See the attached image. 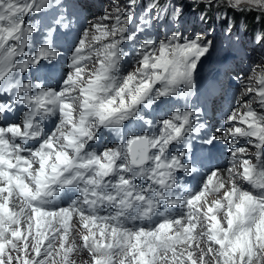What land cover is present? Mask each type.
I'll use <instances>...</instances> for the list:
<instances>
[{
    "label": "snow or ice",
    "instance_id": "snow-or-ice-1",
    "mask_svg": "<svg viewBox=\"0 0 264 264\" xmlns=\"http://www.w3.org/2000/svg\"><path fill=\"white\" fill-rule=\"evenodd\" d=\"M226 6L241 11L255 6L264 15V0H226ZM59 7L54 0H0V91L11 97L0 102V264H20L21 257L23 264H50V258L55 264V237L41 251L53 221L63 230L59 236L63 251L55 256L62 255L63 264H71L70 254L77 246L65 241L74 215L88 232L82 240L90 264H169L168 253L171 264H264V112L258 114L251 107L252 97L240 105L243 112L229 111L224 119L233 137L232 164L238 165L232 183L226 186L217 176L220 169H213L195 192L184 188L178 177L181 171L196 170L194 161H186L192 150L171 153L169 146L187 139L192 147L191 134L200 131L193 120H198L199 110H177L162 119L147 114L162 98L188 96L211 42L179 31L160 40L146 38L137 45L134 70L124 74L122 62L129 53L120 44L135 43L143 28L128 33L133 15L116 7L112 10L116 24L111 32L104 26L103 35L118 38L97 51L98 67L85 74L82 62L90 57L84 52L88 36L84 29L66 56V75L56 88L21 82L18 72L37 65V71L44 69L42 61L49 62L52 68L45 70L52 71V62L65 56L57 46L65 34L62 28L70 30L63 13L43 30L45 44L32 55L26 53L39 29L25 17L31 21L42 9ZM180 12L173 6V15ZM94 27L99 31L101 25ZM25 56L22 63L16 59ZM247 91L255 93L264 109V78L259 87ZM17 103L29 109L22 124L9 119ZM57 114L59 122L46 131L44 122ZM137 122L142 125L139 129ZM236 137L254 138L247 141L256 149L254 163L242 155L246 146L239 145ZM215 139L210 136L200 143L211 145ZM211 193L219 198L202 203ZM25 207L31 211L22 236ZM177 207L178 214L173 211ZM197 223L198 239L205 245L197 243L198 254L188 243ZM18 241H24L22 246ZM178 244H187L186 258L178 252ZM8 246L11 250L6 252Z\"/></svg>",
    "mask_w": 264,
    "mask_h": 264
},
{
    "label": "rangeland",
    "instance_id": "rangeland-1",
    "mask_svg": "<svg viewBox=\"0 0 264 264\" xmlns=\"http://www.w3.org/2000/svg\"><path fill=\"white\" fill-rule=\"evenodd\" d=\"M186 1L189 2V3L191 2V4H200V5L207 4V3H215L217 1H222V2L226 3V0H186ZM102 2L106 3V6H107L108 10L105 9V7H106L105 6L104 8H101V9L96 8V9H93L91 11L90 19H91V23L92 24L87 29L88 30V36L86 38V43H85V47L92 46L94 48V50L92 51V55H93V59L97 58V60H98V56H97L96 53H97L98 50L101 49V46H103L106 43H109L110 41H112L113 39L118 37V36L117 37H113V36L109 35L107 38H105V41H104V39L103 40L99 39L98 41H94L92 39L93 36H99L100 38L102 36L104 37V35H103L104 26H106L108 31L111 32V29H112L113 25L116 24V19H115L116 13L113 12L112 10L114 8H116V7H119L121 9V11L132 12L133 10L138 8V6H139V3H137L136 5H134V4L131 5L128 0H103ZM141 3H142V1H141ZM178 4H179V1L175 3V7L179 8L181 10L182 6H177ZM170 9H172V11H173V7H171ZM252 10H255V11L259 12L258 10L255 9V6H252ZM188 11H192V9L190 8ZM180 13H182V12H180ZM105 15L110 16V19L102 20L101 17H104ZM176 19H177V21H181L183 23V25H184L186 20H193V18H191V15L186 13V11H184L183 14H179V16H176ZM129 23H128V25H129ZM95 25H101V28H100L99 31L94 27ZM128 25H127V27H128ZM122 26H123V24H122ZM210 26H211V24L206 23V21H204L201 18H198V20H194V24H193L192 28L195 29L198 32V33H194V36H197L200 33L201 34L200 37H202V39L205 42H211V44L212 43L215 44V39L216 38L219 39V34L225 28H222V26H219V27L216 26V28L213 30V28L210 29ZM208 27H209V29H208ZM184 30H185V28H184ZM186 34H187V32H186ZM245 39L247 40L248 38H245ZM100 41H104V43L101 44ZM97 44H99L101 46L100 47H96ZM253 46L255 48V45H253ZM258 49L260 50V52L262 51L261 48H255L254 49L255 52L253 53V56H254L253 60L256 63V68L253 71L252 75L255 77V79H257L259 81L260 80V76H262L263 73H264V70L262 69V66H263L262 63L264 61L259 56ZM93 67H98L97 61L91 66H85V74L87 75V73L91 69H93ZM134 67L135 66L131 67V69L128 70L127 72L133 71ZM249 87L253 88V85L247 86V88H249ZM246 98H247V95H244L241 98V100L244 101V100H246ZM239 102H240V99H238L237 102L234 103V106H235L234 109H236L237 112H243L244 107H241ZM233 123H237V122H233ZM136 127H137V129H139L140 127H142V125H140L139 122H137L136 123ZM228 133H230V132L226 131V134H220V135L213 134V135L215 136L216 139H222L224 137H227ZM247 146H246V152L243 153L242 155L244 157H246V158H250V155L248 153L253 151V149H249ZM250 146H252V144ZM238 155H241V154H238ZM232 159L233 158H231V161H230V163L227 166H225L223 169H220V172L217 173V176L220 179H222L225 182L226 186H228V187H230V185L232 183V180H231L232 174L234 172H236L237 168H238V165L236 167L233 166ZM230 169H231V171H230ZM214 180H215V178H214ZM237 183H242V182L241 181H237ZM243 187H245L244 184H243ZM219 195L220 194H217V193H211V194L207 195L206 198H202L201 202L203 203L204 200L206 199L210 203L213 199L219 198ZM10 210H12V209L10 208ZM204 210H206V209H204ZM19 211H20V209L17 210V212H19ZM28 215L29 214L26 213V216L23 219L22 236L27 233V216ZM182 222L186 224L187 223V219L183 220ZM32 225H33L32 235H35V224H34V222H32ZM90 227H91V225H90ZM57 229H59V231H57ZM68 229L69 230H68V233H67V239H66L65 243L67 245H76L77 246L76 251H74L73 253L70 254L71 264H90L91 257H90V254L88 253V251L83 247L84 242L82 240V236L85 235V234H88V232H87L86 229L83 228L79 217H77L76 215H74V217H72L71 222L68 224ZM200 230H201L200 225H199V223H197V227L195 229H193L192 233H191L192 240L188 242V243L192 244V249L194 250V252L196 254L199 253V249L196 248V245H197V243H201V241L198 239V235L200 233ZM62 234H63V230L60 228V224L57 223L56 221H53V227L49 228L45 232V242H44V246L41 249V251L43 252L45 250V248L47 247L48 240L51 239L52 237H55V239L53 241V255L55 257V264H63L62 255L61 256H55V253L57 251H60L61 253L63 251V250L59 249V236L62 235ZM169 235H174V232L173 233H169ZM96 239L98 241L100 239L98 232H97V235H96ZM23 242L24 241H18V243H20L21 246H22ZM27 242L29 244H31V237H29ZM201 246L204 247L205 245L203 243H201ZM176 247H177L178 252L179 251H183L184 252L185 258H186L187 250H188L187 249V244H178ZM10 250H11V246H8L6 248V252H8ZM28 252H29V255H31V256L35 255V253H33L31 251L30 247L28 249ZM11 254H12L13 259L15 261L16 252L12 251ZM5 259H6V256H5ZM206 259L210 260L211 257H206ZM168 260H169V264H171V253H168ZM20 264H23V257H21ZM50 264H51V258H50Z\"/></svg>",
    "mask_w": 264,
    "mask_h": 264
},
{
    "label": "trees",
    "instance_id": "trees-1",
    "mask_svg": "<svg viewBox=\"0 0 264 264\" xmlns=\"http://www.w3.org/2000/svg\"><path fill=\"white\" fill-rule=\"evenodd\" d=\"M131 5H136L139 3L138 7L144 4H148L150 7H159L166 4L175 5L179 1L177 6H182L180 14L184 11L191 15V18L198 20V18L203 19L206 23L211 24L210 29L213 30L216 26H222L229 34H237L248 38L247 41L250 44H255V48H261L259 51V56L264 61V15H261L255 10L251 11H241L239 8L227 7L225 2L217 1L215 3L207 4H191L186 0H128ZM142 1V3H141ZM181 3V4H180ZM192 11H188L189 9ZM181 16V15H180ZM209 29V27H208ZM108 37V36H107ZM107 37H101L100 40ZM255 41V43H254ZM101 44L103 41H100ZM254 48V49H255ZM262 69L264 70V62L262 63ZM234 76H237L236 74ZM264 78V73L260 76V79Z\"/></svg>",
    "mask_w": 264,
    "mask_h": 264
},
{
    "label": "bare ground",
    "instance_id": "bare-ground-1",
    "mask_svg": "<svg viewBox=\"0 0 264 264\" xmlns=\"http://www.w3.org/2000/svg\"><path fill=\"white\" fill-rule=\"evenodd\" d=\"M200 154H201L200 151H198L196 155H200ZM193 160L196 161V160H197V157L194 156V157H193ZM193 191H196V189H194ZM10 204H11V202H10ZM18 208H19V207H16L14 210L17 211ZM12 210H13V209H12ZM24 213H25V214L21 216V223H22V224H23V219H24V217L26 216L27 210L24 209ZM73 217H74V216H73ZM71 220H72V218L69 220L68 224L71 222Z\"/></svg>",
    "mask_w": 264,
    "mask_h": 264
},
{
    "label": "clouds",
    "instance_id": "clouds-1",
    "mask_svg": "<svg viewBox=\"0 0 264 264\" xmlns=\"http://www.w3.org/2000/svg\"><path fill=\"white\" fill-rule=\"evenodd\" d=\"M145 5H148V4H144V5H142L141 7H143V6H145ZM149 6V5H148ZM153 8H156V7H153ZM104 42V41H103ZM245 185V187L246 188H248V186H247V184H244ZM249 189V188H248ZM18 209H20V208H18ZM29 215H30V212H27ZM32 222H34V224H35V221L33 220Z\"/></svg>",
    "mask_w": 264,
    "mask_h": 264
}]
</instances>
